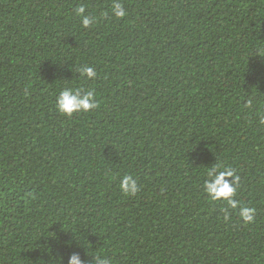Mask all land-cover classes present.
Returning a JSON list of instances; mask_svg holds the SVG:
<instances>
[{
	"label": "trees",
	"instance_id": "1",
	"mask_svg": "<svg viewBox=\"0 0 264 264\" xmlns=\"http://www.w3.org/2000/svg\"><path fill=\"white\" fill-rule=\"evenodd\" d=\"M120 2L0 0V264H264V0ZM215 164L254 222L203 191Z\"/></svg>",
	"mask_w": 264,
	"mask_h": 264
},
{
	"label": "clouds",
	"instance_id": "2",
	"mask_svg": "<svg viewBox=\"0 0 264 264\" xmlns=\"http://www.w3.org/2000/svg\"><path fill=\"white\" fill-rule=\"evenodd\" d=\"M76 11L77 15L81 17L83 27L87 28L93 24L95 17L85 14L86 9L84 6H80ZM111 12L116 18H123L127 15V11L120 0H113ZM78 71H80L81 76L87 79H93L97 75L94 68L88 65L81 66L78 68ZM56 107L61 114L66 116H71L74 112H90L97 107L96 93L92 89L65 88L60 91L56 98ZM238 181L239 176L234 169L215 164L212 168L206 169L203 191L210 200L224 201L229 208L238 209V215L242 221L250 224L254 222L255 209L235 198L239 187ZM119 189L125 195H136L140 191L138 178L133 175L124 174L121 177ZM228 218V212L225 209V219ZM67 264H82L79 254H70L67 259ZM101 264H106V262L102 261Z\"/></svg>",
	"mask_w": 264,
	"mask_h": 264
}]
</instances>
